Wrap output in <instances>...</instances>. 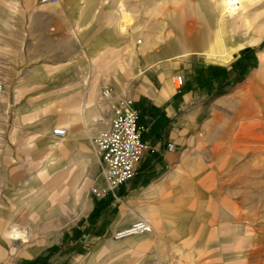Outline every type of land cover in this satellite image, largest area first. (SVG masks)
<instances>
[{"label": "rangeland", "instance_id": "obj_1", "mask_svg": "<svg viewBox=\"0 0 264 264\" xmlns=\"http://www.w3.org/2000/svg\"><path fill=\"white\" fill-rule=\"evenodd\" d=\"M148 1V20L143 26H137L135 21L128 33L133 45L139 44L140 50L152 54L165 50L168 37L177 38V31L184 30V22L194 21L196 16L191 8L195 2ZM37 2L0 0V82H3L0 94V221L4 219L9 223L14 218L11 197L20 186V182H14L15 177L17 180L29 175L38 180L32 183L35 192L44 187L42 181L50 174L47 171H52L53 215L46 218L47 223L52 224L54 242H57L46 262L37 258L19 264H264V37L259 36L264 31V0L249 7L254 42L251 39L244 43L228 62H207L202 55L195 54V50L183 55L180 51H189L187 46L182 50L173 49L177 52L174 55L150 56V65L158 67L164 63L174 68L168 85L174 90L177 107L171 118L164 107L154 105L148 96L150 87L142 88L140 79L129 86H115L109 82L112 72H124L125 55H109L106 50L95 57V63L91 59L96 69L85 71L83 78L88 80L96 73L89 88L93 87L92 92L98 95L96 101L103 114L100 116L97 112V117L80 125L86 128L85 134L74 133L80 126L72 128L67 137L76 143L74 150L67 144V150L58 151L57 144L63 139L56 137L45 152L37 149L40 136L31 135L28 127H34L46 112L63 113L66 100L48 104L45 96L62 93L60 85L67 77L62 59L68 56L65 55L67 50H61L67 40L58 37L64 34L59 27L48 32H29L37 22L58 19L62 14L60 4L39 5ZM183 9L186 10L184 14ZM198 24L204 25L199 20ZM137 33L139 36L135 38ZM31 46L38 48L36 58L24 54ZM130 53L135 55L134 50ZM99 57L101 62L97 61ZM54 60L60 61L52 62ZM33 68L39 69L31 72ZM178 74L184 76L179 92L174 83ZM26 76L31 87L23 86ZM100 78L104 79L101 85ZM106 86L112 91V99L103 95ZM196 89L197 95L191 97V90ZM15 97L16 112L20 106L30 109L34 112L31 118L17 113L14 116ZM124 97L133 100L141 110L142 122L150 127L145 137L153 146H156L153 141L158 139L159 133L174 123L179 125L186 121L200 130L199 149L204 151L203 159H190L187 170L174 171L177 175H186V191L163 199L162 209L167 212L168 224L175 229L183 226L186 229L184 239L179 235L173 242V238L164 233L165 241L158 245L142 243L130 235L117 238V231L111 230L123 196L141 173L142 162L136 175L118 188L117 198L108 194L104 201L96 204L98 200L92 188L103 186L104 178L93 138L108 126L105 118H111V105ZM187 98L189 103H185ZM72 116L60 118L56 127L68 128L62 122ZM27 119L33 124H27ZM102 122L106 124L101 126ZM67 167L77 175L80 190L69 187L72 182L63 181L60 173ZM45 207L48 209V204ZM136 216V219L145 218L146 214L138 212ZM60 227L61 236L56 239V230ZM153 231L156 232L154 227ZM31 235L30 228L23 222L0 227V238L12 253L18 242L28 243ZM181 239L186 241L181 248L185 254L174 250L172 261L169 260L170 251L180 245ZM12 260L6 255L4 260L0 258V264H14Z\"/></svg>", "mask_w": 264, "mask_h": 264}, {"label": "crops", "instance_id": "obj_2", "mask_svg": "<svg viewBox=\"0 0 264 264\" xmlns=\"http://www.w3.org/2000/svg\"><path fill=\"white\" fill-rule=\"evenodd\" d=\"M57 4L61 5L62 12L58 19L42 20L29 28V32L40 33L52 31L59 27L64 34L58 37L67 40L61 48V50H67L65 51V55L68 56L67 59H62L64 64L63 69L67 71L66 80L60 85L62 93L60 95L53 93L45 96V101L48 104L58 101L65 102L66 100V105L63 113L46 112L36 122L34 127L33 125L30 128L28 127L31 135L40 136L37 139V149H42L45 152V150L49 149L53 139L56 137L63 139L57 144L58 148L56 149L58 151L67 150V144L71 149H75L76 143L67 137L70 131L72 132V128L85 123L87 124L97 115V112L100 116L103 114L99 111V106L96 101V96L98 95L92 92L93 87L91 89L89 88L90 82L96 73L94 72L93 77L88 80L84 79L83 76L85 71H94L96 69L91 59L95 63V57L106 50L109 51V55L112 53L125 55L124 72L120 74L112 72L108 77L109 82L115 86H129L135 79H140L142 88L150 87L147 91L151 94L148 96L154 105L164 107L166 115L169 118L174 116L177 104L174 99V90H171V86L168 85L174 68L164 63L158 67L152 66L150 65L152 62L150 56H169L177 52L174 53L175 50H156L152 54H149L146 50H140L139 44L133 45L131 34L128 32V34L122 33L118 26L123 12L134 16L135 20L131 16L133 24L130 28L135 25V21L137 26H143L148 20V0H60ZM39 5L46 4L39 3ZM137 36H139V33L135 34V38ZM49 37L54 36L50 35ZM29 50H25L24 54L36 58L38 51L35 50H38V48L31 46ZM130 50L135 51L134 56H131ZM58 61L60 60H54L52 62ZM97 61L101 62V58L99 57ZM86 64H92V66L87 67L85 66ZM38 69L33 68L31 72H36ZM26 79L27 76L23 86L31 87L30 80L27 81ZM103 80L101 78L98 79L99 85H101ZM88 91L90 94H87ZM191 92V97L197 95V89L191 90ZM13 102L14 116H16V113L22 114V117L27 116V118H31L30 116L34 115L33 111L30 109L25 110L21 106L17 108L16 112V97ZM185 103H189V98L185 100ZM95 106L96 108L91 109ZM89 109L90 111H88ZM104 113L106 114V112ZM71 116L72 119L62 122L68 127L63 126L67 130L66 136L58 137L54 135L53 129L56 127L60 118L62 120L71 118ZM105 119L110 121L109 117ZM27 120L29 122L27 124H33L31 120ZM104 124L106 123L102 122L101 126ZM93 127L97 128L99 126ZM84 129L86 128L80 126L74 133L85 134ZM199 132L200 130L197 127L190 126L186 121H183L179 125L174 123L169 129L159 133L158 139L156 138L153 143L160 149V152L145 155L142 161L141 173L131 183L128 192L123 196V204L120 206V210L113 220L111 230L115 229L114 232H116L124 227L130 226L137 220L136 214L140 212L146 214L145 219L160 222V225L156 232L133 234L132 236L130 235V238H139L142 243L154 242L158 245L164 243V233H168L169 237L171 236L173 238V242L176 240V236L179 235L184 239L186 229L183 226L175 229L174 226L168 224L167 212L162 209V206L164 204V198L168 196L171 198L178 193L186 191L185 184L188 182L186 175H177L174 171L178 168L187 170L191 164L190 159L197 161L203 159L204 151L203 149H199ZM169 143H173L175 146L172 150L167 148V144ZM48 172L52 174L51 170ZM50 174L46 176V180L42 181L45 184L44 187L35 192H33L34 187L32 183L38 180H33L29 175L17 178V180L15 177L14 182H20V186L17 192L15 189L11 197L14 218L9 223L1 219L0 227H4L10 223L23 222L30 228L32 235L28 243L18 242L14 253L10 252L7 244L0 238L1 261L4 260L6 255L8 258L13 259L14 264H19V262L24 261L30 262L37 258L43 262L50 259L51 249L57 242L56 240L54 242V229L52 228V224L50 221L47 223L46 218L47 215L49 217L53 215ZM60 174L62 175L63 181L68 180L72 182L73 186L69 185V187L76 191L80 190L77 183V175L73 173L72 168L67 167ZM119 190L115 193H109L110 196L114 197L120 192ZM108 196L97 197L98 201L96 204H100ZM37 200L40 201L38 202ZM46 204H48V209L45 207ZM21 214L24 216H21ZM32 214L34 217L31 216ZM60 230H62V227L56 230V239H59L58 237L61 236ZM185 243L186 241L182 240L179 246H175L170 251L169 260L172 261V252L174 250L181 251ZM181 252L185 254V251Z\"/></svg>", "mask_w": 264, "mask_h": 264}, {"label": "built area", "instance_id": "obj_3", "mask_svg": "<svg viewBox=\"0 0 264 264\" xmlns=\"http://www.w3.org/2000/svg\"><path fill=\"white\" fill-rule=\"evenodd\" d=\"M40 4H57L60 0H37ZM174 83L179 92L184 85V76L175 75ZM3 91V82H0V92ZM105 98H112L111 89L106 86L103 91ZM150 127L142 122V112L134 101L126 97L118 99L111 105V118L107 127L100 130L93 138L96 153L102 166L104 178L103 186H94L92 192L97 197H105L115 193L126 185L137 173L138 167L147 153L157 151L156 146L146 139L145 134ZM53 134L64 137L66 128L55 127ZM173 143L167 144L172 150ZM153 226L145 218H138L126 229L115 233L117 238L152 232Z\"/></svg>", "mask_w": 264, "mask_h": 264}, {"label": "bare ground", "instance_id": "obj_4", "mask_svg": "<svg viewBox=\"0 0 264 264\" xmlns=\"http://www.w3.org/2000/svg\"><path fill=\"white\" fill-rule=\"evenodd\" d=\"M192 1L195 2L191 8L192 14L196 16L194 21L191 24L184 22V30L177 31V38L173 35L169 36L165 50H182V47L187 46L189 51H180L183 55H188L192 52L191 50H195L193 52L202 55L207 62L221 64L230 61L244 43L251 42V39L254 42L252 37L254 25L250 19L249 7L261 0ZM184 13L186 10L183 9L182 14ZM198 20L204 25H199ZM132 24L130 14L123 12L118 24L120 31L127 34ZM259 36L264 37V31H261ZM138 43H142L141 40H138ZM2 93L3 91L0 92ZM150 223L157 231L158 222Z\"/></svg>", "mask_w": 264, "mask_h": 264}]
</instances>
